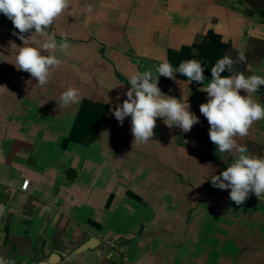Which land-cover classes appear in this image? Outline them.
Returning <instances> with one entry per match:
<instances>
[{
    "label": "crops",
    "instance_id": "obj_1",
    "mask_svg": "<svg viewBox=\"0 0 264 264\" xmlns=\"http://www.w3.org/2000/svg\"><path fill=\"white\" fill-rule=\"evenodd\" d=\"M14 31L0 13V257L14 264H264V199L250 194L237 206L230 189L212 186L208 178L234 156L211 142L199 110L208 99L200 88L223 56L235 60L243 51L247 61L234 72L264 76V0H72L50 29L71 48L55 52L62 65L43 88L12 64V44L23 46ZM165 59L173 67L195 59L205 68L204 85L179 74L160 76L158 85L188 98L199 123L184 133L157 118L153 141L133 146L131 117L120 125L112 109L127 99L131 74L156 76ZM68 87L79 89L81 102L59 107ZM254 98L264 104V86ZM236 139L264 157V120ZM93 237L98 244L88 248Z\"/></svg>",
    "mask_w": 264,
    "mask_h": 264
},
{
    "label": "clouds",
    "instance_id": "obj_2",
    "mask_svg": "<svg viewBox=\"0 0 264 264\" xmlns=\"http://www.w3.org/2000/svg\"><path fill=\"white\" fill-rule=\"evenodd\" d=\"M72 0H0V13L13 24V35L18 36L23 46L15 47V62L18 71L30 74L43 88L50 83L51 76L58 70L62 61L55 55L58 50L68 55L71 45L66 36L57 42L56 33L51 32L55 21L69 11ZM92 12V7H87ZM34 29V32L32 31ZM26 33H31L26 36ZM39 37L40 39H33ZM243 51L234 60L228 55L218 59L211 67V79L200 90L207 93V102L199 106L200 113L207 119L210 129L209 138L218 147L220 153L234 156L233 162L220 175H211L208 179L214 188L228 190L229 197L237 206L242 205L250 194L264 199V157L249 154L248 148L237 142V137H246L251 126L264 120V104L259 103L254 94L264 86V76H245L234 72L236 63H246ZM205 68L195 59L182 61L178 67L165 59L159 63L154 76L152 71L135 72L128 77L130 88L127 99L112 109L116 120L123 125L126 117H131L133 146L146 145L153 141L157 118H161L168 128L176 126L184 133L191 131L199 123V117L190 111L188 98L177 99L164 94L159 85V77L176 80L177 74L187 81L204 85ZM232 73L222 75V73ZM3 87V86H0ZM5 88V87H3ZM6 89V88H5ZM241 91L245 95H241ZM78 88L68 87L59 98L57 105L68 108L81 102ZM120 99L119 95L116 97ZM107 133V132H105ZM104 134V133H103ZM47 210V209H46ZM4 205H0V216L5 214ZM0 264H14L0 257Z\"/></svg>",
    "mask_w": 264,
    "mask_h": 264
},
{
    "label": "water",
    "instance_id": "obj_3",
    "mask_svg": "<svg viewBox=\"0 0 264 264\" xmlns=\"http://www.w3.org/2000/svg\"><path fill=\"white\" fill-rule=\"evenodd\" d=\"M98 244V240L96 239V238H91V239H89L88 240V242L86 243V246L88 247V248H93V247H95L96 245Z\"/></svg>",
    "mask_w": 264,
    "mask_h": 264
},
{
    "label": "built area",
    "instance_id": "obj_4",
    "mask_svg": "<svg viewBox=\"0 0 264 264\" xmlns=\"http://www.w3.org/2000/svg\"><path fill=\"white\" fill-rule=\"evenodd\" d=\"M28 184H29V181H28V180L24 181V183H23L22 186H21V189L26 190Z\"/></svg>",
    "mask_w": 264,
    "mask_h": 264
}]
</instances>
